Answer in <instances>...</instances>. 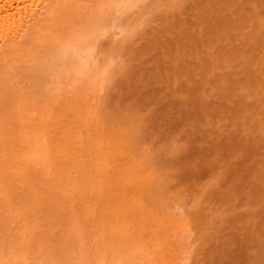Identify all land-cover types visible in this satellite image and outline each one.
<instances>
[{
	"label": "rangeland",
	"instance_id": "374dc122",
	"mask_svg": "<svg viewBox=\"0 0 264 264\" xmlns=\"http://www.w3.org/2000/svg\"><path fill=\"white\" fill-rule=\"evenodd\" d=\"M142 15L129 40L114 43L101 118L126 128L125 135L154 169L167 209L181 204L180 214L184 210L181 215L193 220L186 264H264V0H148ZM43 65L29 66L33 77L18 72L38 94H46L48 85ZM0 92L4 109L13 94L4 82ZM94 187L82 186L75 201L46 199V214L53 217L43 228L53 239L44 234V240L55 248L66 234L71 237L75 259L60 256L65 260L76 261L78 244L90 246L97 235L89 213L82 215L89 202L101 203ZM104 203L95 213L99 221L109 218ZM72 209L81 213L76 227ZM151 220L149 225L156 223ZM79 223L84 241L71 232ZM88 224L95 232H87ZM143 227V238L134 239L149 244L148 226ZM109 230L103 233L108 242H125L134 231ZM165 249H158L160 257L152 251L160 264Z\"/></svg>",
	"mask_w": 264,
	"mask_h": 264
},
{
	"label": "bare ground",
	"instance_id": "6f19581e",
	"mask_svg": "<svg viewBox=\"0 0 264 264\" xmlns=\"http://www.w3.org/2000/svg\"><path fill=\"white\" fill-rule=\"evenodd\" d=\"M145 1L0 0V83L13 94L3 109L0 92V264H63L58 259L72 255V239L63 235V245L56 249L44 240V223L53 217L46 214V199L61 196L75 201L82 197L78 196L82 186L91 183L93 194L98 192L101 203L105 201L102 210L110 213L109 218L97 220L101 203L89 202L82 215L89 213L97 235L90 246L79 243L74 251L78 256L73 253L76 261L73 255L71 261L160 264L152 251L157 250L158 257V249L166 248L164 264L188 262L193 220L181 215L184 210L180 214L176 199L177 206L167 209L154 169L125 135L122 124L101 118L99 106L115 63L114 43L127 42L125 38L129 40L143 22ZM40 62L49 77L46 94H38L19 77L20 71L36 75L29 66ZM80 214L71 210L72 227ZM150 220L156 223L149 225ZM86 226L90 233L92 228ZM141 226H148L145 237L154 247L134 239L143 238ZM80 227L71 232L84 241L87 236ZM129 227L134 231L125 242H108L103 235L107 228L110 233H124ZM67 260L64 264H69Z\"/></svg>",
	"mask_w": 264,
	"mask_h": 264
}]
</instances>
